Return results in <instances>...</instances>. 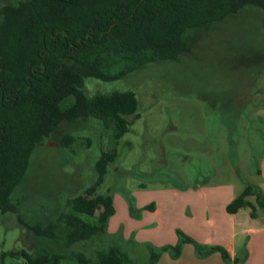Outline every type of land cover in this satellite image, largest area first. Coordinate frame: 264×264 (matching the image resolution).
Instances as JSON below:
<instances>
[{
    "label": "rangeland",
    "instance_id": "obj_1",
    "mask_svg": "<svg viewBox=\"0 0 264 264\" xmlns=\"http://www.w3.org/2000/svg\"><path fill=\"white\" fill-rule=\"evenodd\" d=\"M185 37L191 50L179 61L146 64L114 81L86 78L89 97L136 92L137 115L127 116L131 129L115 142L111 127L92 116L56 126L34 150L28 173L13 192L19 211H0V264H24L21 257H2L22 248L32 253L82 251L95 258L102 244L107 248L110 243L144 264L150 249L130 221L142 219L147 203L157 206L164 194L199 192L217 183L235 184L236 196L247 184L264 190L263 9L246 6ZM68 135L72 142L66 146ZM102 151L116 157L97 192H110L116 212L105 233L67 246L58 217L72 212L68 200L96 180L94 164ZM248 198L256 204L254 195ZM79 215L97 222V215ZM50 221L58 222L56 238L39 237L28 226ZM59 264L78 263L67 257Z\"/></svg>",
    "mask_w": 264,
    "mask_h": 264
},
{
    "label": "trees",
    "instance_id": "obj_2",
    "mask_svg": "<svg viewBox=\"0 0 264 264\" xmlns=\"http://www.w3.org/2000/svg\"><path fill=\"white\" fill-rule=\"evenodd\" d=\"M263 9L264 0H18L0 2V211L18 212L13 192L28 173L37 146L54 132L63 120L92 116L111 127L112 140L118 142L131 124L127 116L137 115L139 99L134 90L99 92L89 97L86 78L114 81L155 62L179 61L191 50L186 33L239 12L246 6ZM72 98L68 102L67 99ZM72 142L65 137V145ZM115 152L102 151L94 167L96 180L68 200L72 212L62 213L67 246L95 238L106 232L115 214L114 198L108 191L97 192L104 182ZM254 195L256 204L248 197ZM149 203L144 209H154ZM264 210L261 187L247 184L226 204L235 214L245 207L254 216ZM80 213L98 216L97 222L81 218ZM134 214V213H133ZM138 216V215H136ZM26 225H28L25 222ZM39 237L56 238L58 222L28 225ZM177 244H167L160 251L179 256L187 242L195 244L197 254L220 251L221 246L197 242L177 229ZM150 259L155 264L160 251L151 243ZM96 251L37 252L26 248L5 251L24 259V264H59L75 257L78 264H136L129 251L115 244Z\"/></svg>",
    "mask_w": 264,
    "mask_h": 264
},
{
    "label": "crops",
    "instance_id": "obj_3",
    "mask_svg": "<svg viewBox=\"0 0 264 264\" xmlns=\"http://www.w3.org/2000/svg\"><path fill=\"white\" fill-rule=\"evenodd\" d=\"M235 193L233 183H217L194 193H167L154 209H145L141 220L130 222H136L140 242L158 249L177 244V229H181L197 242L221 246L229 254L227 259L220 251L199 255L195 244L187 242L179 256L160 251L155 264H264V210H257L254 216L250 207L227 213L226 204Z\"/></svg>",
    "mask_w": 264,
    "mask_h": 264
}]
</instances>
